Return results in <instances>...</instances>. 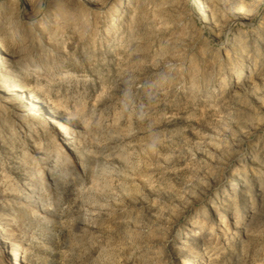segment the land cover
I'll return each mask as SVG.
<instances>
[{
	"label": "rangeland",
	"instance_id": "obj_1",
	"mask_svg": "<svg viewBox=\"0 0 264 264\" xmlns=\"http://www.w3.org/2000/svg\"><path fill=\"white\" fill-rule=\"evenodd\" d=\"M0 264H264V0H0Z\"/></svg>",
	"mask_w": 264,
	"mask_h": 264
},
{
	"label": "bare ground",
	"instance_id": "obj_2",
	"mask_svg": "<svg viewBox=\"0 0 264 264\" xmlns=\"http://www.w3.org/2000/svg\"><path fill=\"white\" fill-rule=\"evenodd\" d=\"M196 14L197 17H199L201 20H204V18L207 16V8L204 5H201L199 9H197ZM243 183H247V181H243ZM233 184H235V182H233ZM234 188L235 186L232 185V187H230V190H233ZM223 221L224 219L221 220L220 222L222 223ZM204 224L205 223H203V225L200 228H203Z\"/></svg>",
	"mask_w": 264,
	"mask_h": 264
}]
</instances>
